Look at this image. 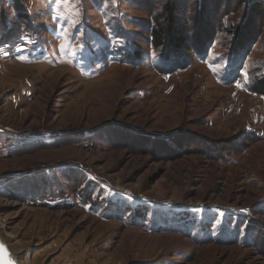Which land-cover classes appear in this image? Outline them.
<instances>
[{
  "label": "rangeland",
  "instance_id": "1",
  "mask_svg": "<svg viewBox=\"0 0 264 264\" xmlns=\"http://www.w3.org/2000/svg\"><path fill=\"white\" fill-rule=\"evenodd\" d=\"M163 2L0 0L16 264H264V0H177L183 56L152 44Z\"/></svg>",
  "mask_w": 264,
  "mask_h": 264
},
{
  "label": "trees",
  "instance_id": "2",
  "mask_svg": "<svg viewBox=\"0 0 264 264\" xmlns=\"http://www.w3.org/2000/svg\"><path fill=\"white\" fill-rule=\"evenodd\" d=\"M142 1V0H141ZM203 0H200V4H202ZM260 2L255 1L253 3H249L248 8L255 7L257 9L259 7ZM161 10L163 15H165L164 21H161L159 18L155 19V23L152 27V44L155 48H159L166 55L174 54L175 52H181L180 55L183 56V53L188 50L201 49V47L197 44L192 43V38L188 34H183L180 32V7L177 6V0H166V2L162 3ZM202 8V5H200ZM153 9V5L149 4L146 6ZM14 8L17 10L18 16L24 21V19H28V14L25 12L24 6L18 1H14ZM200 8V7H199ZM260 11H264V6L260 7ZM25 12V13H24ZM264 13V12H263ZM233 32V29H230ZM8 35V31H4V36ZM212 39H209L203 48H206V45L211 42ZM168 43V44H167ZM166 46L164 47V45ZM238 49H232V53L230 54V59H237L240 55L238 54ZM243 50V49H241ZM183 52V53H182ZM244 54H248L247 51L243 52ZM252 91H257L264 93V79H262L259 85L251 84Z\"/></svg>",
  "mask_w": 264,
  "mask_h": 264
},
{
  "label": "water",
  "instance_id": "3",
  "mask_svg": "<svg viewBox=\"0 0 264 264\" xmlns=\"http://www.w3.org/2000/svg\"><path fill=\"white\" fill-rule=\"evenodd\" d=\"M0 245H3V248L0 249V264H16L13 258H10V252L5 245V243L0 239Z\"/></svg>",
  "mask_w": 264,
  "mask_h": 264
},
{
  "label": "snow or ice",
  "instance_id": "4",
  "mask_svg": "<svg viewBox=\"0 0 264 264\" xmlns=\"http://www.w3.org/2000/svg\"><path fill=\"white\" fill-rule=\"evenodd\" d=\"M3 248V245H0V249H2Z\"/></svg>",
  "mask_w": 264,
  "mask_h": 264
},
{
  "label": "bare ground",
  "instance_id": "5",
  "mask_svg": "<svg viewBox=\"0 0 264 264\" xmlns=\"http://www.w3.org/2000/svg\"><path fill=\"white\" fill-rule=\"evenodd\" d=\"M12 257V255L10 254V258ZM13 258V257H12Z\"/></svg>",
  "mask_w": 264,
  "mask_h": 264
}]
</instances>
